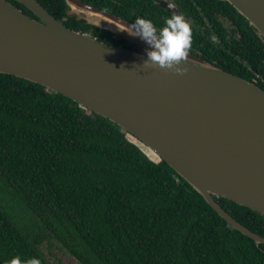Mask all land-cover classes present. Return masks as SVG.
Listing matches in <instances>:
<instances>
[{
  "label": "trees",
  "instance_id": "obj_1",
  "mask_svg": "<svg viewBox=\"0 0 264 264\" xmlns=\"http://www.w3.org/2000/svg\"><path fill=\"white\" fill-rule=\"evenodd\" d=\"M172 1L192 29L189 53L264 85V37L231 4ZM38 2L71 30L135 50L119 35L69 17L64 0ZM86 2L131 23L151 20L158 30L173 15L150 0ZM215 199L264 238L263 215ZM17 257L20 264H264V244L235 230L107 118L0 73V264Z\"/></svg>",
  "mask_w": 264,
  "mask_h": 264
},
{
  "label": "water",
  "instance_id": "obj_2",
  "mask_svg": "<svg viewBox=\"0 0 264 264\" xmlns=\"http://www.w3.org/2000/svg\"><path fill=\"white\" fill-rule=\"evenodd\" d=\"M16 1L41 21L0 0V73L40 84L107 118L151 161L169 164L235 230L264 244L215 199L264 216L262 88L189 52L174 68L144 63L146 51L71 30L36 0ZM66 1L69 15L148 50L130 35L133 23L81 0ZM151 1L182 15L171 0ZM225 1L264 37V0Z\"/></svg>",
  "mask_w": 264,
  "mask_h": 264
},
{
  "label": "clouds",
  "instance_id": "obj_3",
  "mask_svg": "<svg viewBox=\"0 0 264 264\" xmlns=\"http://www.w3.org/2000/svg\"><path fill=\"white\" fill-rule=\"evenodd\" d=\"M165 25L158 30L151 20L137 17L130 25V35L139 37L149 46L144 63L151 61L159 67L174 68L188 55L192 29L184 16L179 14L166 19ZM175 70L178 73L182 72L180 68ZM10 264H20L19 258H13ZM30 264H39V262L33 259Z\"/></svg>",
  "mask_w": 264,
  "mask_h": 264
},
{
  "label": "flooded vegetation",
  "instance_id": "obj_4",
  "mask_svg": "<svg viewBox=\"0 0 264 264\" xmlns=\"http://www.w3.org/2000/svg\"><path fill=\"white\" fill-rule=\"evenodd\" d=\"M9 1V0H8ZM16 1V0H15ZM36 1H38V0H36ZM81 1H84V2H86V0H81ZM90 1H96V0H90ZM100 2H102V3H108V2H110V0H99ZM151 1V0H150ZM172 1V0H171ZM64 2H65V4L67 5V1L66 0H64ZM152 2H154V1H152ZM173 2V1H172ZM40 3V2H39ZM86 3H88V2H86ZM154 3H156V2H154ZM21 4V3H20ZM88 4H90V5H92V6H95V5H93V4H91V3H88ZM157 4V3H156ZM22 6H23V11H25V13L29 16V17H31L32 19H35V20H37V21H41V18H39V16H37L32 10H30L27 6H25L24 4H21ZM158 5V4H157ZM67 7H68V5H67ZM95 7H97V6H95ZM98 8H100V7H98ZM100 9H103V10H106V11H108L107 9H104V8H100ZM108 12H110V11H108ZM50 13V12H49ZM67 13H68V11H67ZM69 15V14H68ZM69 17H71V18H76V19H78V17L76 16V15H69ZM65 19V18H64ZM263 44H264V41H263ZM130 47H132V48H134L135 50H141V51H144L145 52V50H143V49H139V48H137V47H133L132 45L130 46ZM247 72V71H246ZM252 77L253 78H251L252 80H253V83H255L256 85H258L260 88H262V87H264V85H260L259 84V82H258V78L254 75H252ZM261 82L264 84V80H261ZM263 90H264V88H262ZM57 255H58V257H60L62 260L64 259V258H68V257H64L63 255H60L58 252H57ZM52 261V263L54 264L55 263V261L54 260H51ZM68 261H69V264H74V260H71L70 258L68 259Z\"/></svg>",
  "mask_w": 264,
  "mask_h": 264
},
{
  "label": "rangeland",
  "instance_id": "obj_5",
  "mask_svg": "<svg viewBox=\"0 0 264 264\" xmlns=\"http://www.w3.org/2000/svg\"><path fill=\"white\" fill-rule=\"evenodd\" d=\"M143 50H145L144 48H142ZM146 51V50H145Z\"/></svg>",
  "mask_w": 264,
  "mask_h": 264
}]
</instances>
